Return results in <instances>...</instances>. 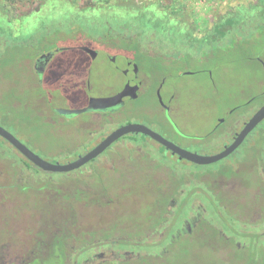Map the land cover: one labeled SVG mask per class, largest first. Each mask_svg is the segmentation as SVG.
Instances as JSON below:
<instances>
[{
	"label": "rangeland",
	"instance_id": "1",
	"mask_svg": "<svg viewBox=\"0 0 264 264\" xmlns=\"http://www.w3.org/2000/svg\"><path fill=\"white\" fill-rule=\"evenodd\" d=\"M257 4L256 0H0V51L4 49L5 44L13 41V36L25 44H39L41 49H48L58 43L70 46L72 42H85L90 39L107 44L116 41V38L123 34L134 40L138 38L146 50L158 59L167 63L180 62L174 70L175 73L170 71V74L173 72L174 75L162 83L161 95L166 105L171 108L169 115L163 112L156 100V90L160 87L161 80L159 77L154 78H159V83L151 84L154 80L150 77L151 80L141 89L143 92L151 87L146 96L140 97L136 102L127 100L124 106L123 102L115 106L116 109L125 107L127 111L123 116L117 115L112 120V125L103 127L105 122L98 119L93 127L101 134H106L112 128L123 124H143L183 149L211 155L221 147L205 146L199 141L220 140L221 131L215 132L216 135L213 133V137H205L213 132L219 119H226L230 124L232 120L240 118L239 115L243 112L242 109L237 111L235 108L245 105L246 108L256 109L264 105V51L254 49L248 54H243L226 44V53L221 54L219 58L210 54L207 58L200 57L197 61L193 59L191 65L183 66L185 59L181 57L192 51L186 48L188 40L201 38L220 20L233 17L240 20L252 15V12L257 10ZM42 37L46 39L42 41ZM30 62L31 59H18L12 66L13 69L0 68V126L49 163L68 164L90 150L95 142L87 141L89 137L86 131L74 132L67 123L62 125L47 120L44 114L37 113L33 106L42 112L49 108L50 101H54V104H51L59 109H67L84 107L87 102L93 100L96 102L114 99L124 91L122 75L116 66L123 69L125 60L123 57H117L115 63H111L103 54L94 60L85 50L58 53L55 57L54 73L51 78L47 76L45 79L44 88L47 93L38 87ZM23 65L26 67L22 68ZM87 83L90 84V89ZM51 116L59 117L56 114ZM87 116L82 114L80 117ZM151 116L154 117L150 118ZM171 122L175 126L178 125L179 129L182 128L183 132L173 128ZM262 123L260 125L264 128V122ZM226 126L223 124L222 129ZM135 137L142 140V134ZM76 138L80 141H76ZM146 138L150 151L145 152L151 160L171 168L179 176L185 174L183 182L186 184L182 187L185 193L190 191V186L197 187L201 182L214 181L219 184L228 180L221 175L196 176L219 168L226 160L205 166L180 160L172 154L164 160L156 155V142ZM12 149L15 148L0 137V159L6 161L9 157L8 164L2 162L1 166L13 163L12 159L19 162ZM163 152L165 154L166 150L163 149ZM239 156L242 159L254 157L253 151L246 146L240 149ZM228 160L231 162L232 157ZM94 163L95 161H92L81 169L68 173L37 171L40 175H33L30 180L34 182L42 176L55 184H61V187L67 189V195L72 196L78 188L83 187L85 192L91 189L92 177L86 169L91 168ZM153 164L149 166L148 177L151 173L160 172V178L157 180L160 184L158 190H144L137 185L138 187L130 191L119 190L118 193H123L121 196L113 199L109 197L112 205H117L115 208L122 205V215L136 213L143 200H151L171 192V183L175 181V177L168 169L155 168ZM136 170L133 169L131 177H125L120 183L140 181L142 172ZM82 171L84 175L80 174ZM115 175L117 174H106L112 193L118 190ZM52 195L51 204L68 203V198L60 191H55ZM183 196L198 199L201 203L193 213V221L199 226L198 233L204 234V231H208L216 235V238L222 236L233 239L242 246L252 244L251 238L245 240L241 235L242 232L250 231L249 228L224 211L219 214L218 203L209 202L208 192L199 190L197 194ZM5 197L15 199L13 192L5 194ZM79 203L80 206L75 208V215L85 207L84 201ZM146 212L142 210L138 214ZM34 214L33 212L32 215ZM69 223L72 226V223ZM205 224L210 228H206ZM68 225L64 228L67 229ZM177 241L179 250L169 258L172 264H238V261L244 258V250L224 254L223 251L206 245L202 236L194 240L182 238Z\"/></svg>",
	"mask_w": 264,
	"mask_h": 264
},
{
	"label": "flooded vegetation",
	"instance_id": "2",
	"mask_svg": "<svg viewBox=\"0 0 264 264\" xmlns=\"http://www.w3.org/2000/svg\"><path fill=\"white\" fill-rule=\"evenodd\" d=\"M72 50H85L94 60L103 54L104 58L111 63H115L117 57H123L125 67L119 69V66H116L122 75L124 86L122 88L125 90L127 87L137 86L135 96H132V93L123 98V106L127 100H137L149 93L150 86L143 92L141 89L151 80L152 75L142 71L133 57L128 53H110L107 44L99 45L91 42L87 44L84 40L72 42L70 46L58 43L48 49L40 48L38 54L34 55L30 62L31 67L34 69L37 85L44 93H47L44 88L45 79L47 76L51 78V74L54 73L56 55ZM174 73L164 76L162 72L158 73L161 80L159 85L161 86ZM152 80L154 82L151 84H155V79ZM87 85L90 89V84L87 83ZM159 88L158 86L156 90V100L163 112L169 115L171 110L169 105L167 106L164 100L163 104L159 101L157 94ZM51 103L54 104V101H50L46 111L41 112L36 106L33 108L37 113L44 114L45 118L51 122L62 125L67 123L74 132L86 131L89 137L87 141L95 142L91 149L116 128L122 126L114 127L106 134H101L93 127L95 122L102 119L105 122H102L104 127L111 124L117 115L122 114L123 116L127 111L125 107L114 108L119 104L101 110L99 105L89 101L84 107H70L60 113L58 112L59 108ZM95 106L98 108L94 109ZM260 107L250 109L244 105L235 108L237 111L242 109L240 118L232 120L230 124L226 119H219L211 132L212 135L209 133L208 136H205L206 138L213 137L215 132L221 131L220 140L199 142L205 146L221 147L219 151L211 155L222 152L234 142L236 136ZM51 114H56L59 117L54 118ZM82 114L88 116L80 117ZM67 115L71 117L66 118ZM168 118L170 119L169 116ZM262 122L260 124H263ZM172 124L173 128H176L180 133L183 132L182 128H178V125L175 126L171 122ZM223 124L227 125L224 129H222ZM260 124L246 136L243 143L233 153L218 161L226 160L219 168L196 175H205V177L221 175L228 179L226 182L223 181L219 184L214 181L201 182L197 187L194 183L187 193L182 188L183 184H186L183 182L185 174L179 176L176 171L156 160H151L150 156L146 154L145 151H150V149L147 148L149 141L146 138L148 136L145 135H142L141 141L135 137L138 134H130L113 143L100 155L101 157L93 160L95 163L91 168L86 169L92 177L91 189L85 192L83 187L78 188L72 196L67 195V189L61 187V184H55L42 176L38 177L37 181L36 179L34 182L30 180L33 175H40L46 171L34 165L14 147L16 150L12 149V153L19 159V162L11 158L13 163L6 166L0 165V264H172L169 262V258L176 250H179L177 240L182 238L194 240L198 236H202L210 248L223 251L224 254H233L234 250H244V258L239 260L238 264H264V128ZM91 127L93 129H90ZM76 141H80V139L76 138ZM156 144L157 149L155 147L154 149L160 158L166 160L171 154L179 158L178 155L166 150L163 145L158 142ZM113 146L116 147L113 148ZM244 146L253 151L252 159L240 158L239 152ZM110 148L113 149L110 150ZM163 149L166 150L165 154ZM230 157H232L231 162L228 160ZM8 158L6 161L0 159V164L7 163ZM152 163L155 168L168 169L173 174L171 175L176 178L171 183V192L163 193L151 200H143L136 213L122 215L120 209L122 205L120 208H115L117 205L113 206L109 197L113 199L121 196L123 193H118L119 190L130 191L137 185L144 190H158L160 184L157 180L160 178V172L151 173L148 177L149 166ZM133 169H137L136 172H142L140 181L121 184L122 179L131 177ZM84 171L80 174L84 175ZM111 173L117 174L115 177L118 190L114 193L110 191L106 178V174ZM154 175L155 180H153ZM199 190L208 192L209 202L218 203L219 214L224 211V213L236 217L242 225L249 228L250 231L242 232L241 235L245 240L251 238V245L242 246L233 239L230 240L222 236L216 238V235L214 236L208 231H204V234L198 233L199 226L193 221V213L201 206V203L198 199L185 198L183 195L197 194ZM55 191L63 193L68 198V203L51 204L52 193ZM9 192H13L15 199L5 197V194H9ZM237 195L239 196L237 197ZM80 201H84L85 207L78 215H75V208L80 206ZM142 210L147 212L138 214ZM33 212L34 215H32ZM216 215H218L217 212ZM69 222L72 223V226ZM66 224H69L67 229L64 228ZM205 227L207 228L208 224H205Z\"/></svg>",
	"mask_w": 264,
	"mask_h": 264
},
{
	"label": "trees",
	"instance_id": "3",
	"mask_svg": "<svg viewBox=\"0 0 264 264\" xmlns=\"http://www.w3.org/2000/svg\"><path fill=\"white\" fill-rule=\"evenodd\" d=\"M256 1L258 2L256 5L257 10L255 13L252 12V15H247L240 20L235 17L220 20L201 38H193L190 39L191 41L186 40L188 42L186 48H190L192 51L186 52L185 55L181 57L185 59L184 63H182L183 66L186 64L191 65L193 59L197 61L200 57L207 58L210 54L219 58L221 54L226 53L224 52L226 44L231 46L232 49L241 51L243 54H248L254 49L264 51V0ZM57 33L58 32H56V34ZM32 39H34V37ZM41 39L43 41L46 38L42 37ZM85 42L87 44L91 42L102 45L100 41H96V39L85 40ZM107 46L109 51L128 53L129 56L133 57L134 60L138 62L140 69L148 75H152V78L159 77L158 73L160 72L163 73V76L165 74H170V71L177 69L179 66L178 64H180L179 61L167 63L158 59L153 53L151 54L146 50V47L141 44L140 39L137 38L134 40L125 34L120 36V38H116V41L107 43ZM3 48L4 49L0 51V68L9 70L16 64L18 59H32L34 55L38 54L40 45L25 44L19 41V38L13 36V41H10V44H5ZM175 48H177V46ZM24 67L26 66L23 65L22 68ZM11 69H13V67ZM155 81V85H157V83H159V78L157 80L155 79ZM138 100L139 99H133L131 102H136Z\"/></svg>",
	"mask_w": 264,
	"mask_h": 264
},
{
	"label": "water",
	"instance_id": "4",
	"mask_svg": "<svg viewBox=\"0 0 264 264\" xmlns=\"http://www.w3.org/2000/svg\"><path fill=\"white\" fill-rule=\"evenodd\" d=\"M135 87H127L123 93L114 97V99L110 98L106 101L98 100L96 105H99V109L104 110L110 108V106L117 105L122 102L123 98L126 96L136 95ZM161 88L160 86L157 94L159 97V101L163 104V99L161 95ZM98 106H95L94 109H97ZM65 109H58V112L62 113L65 112ZM262 121H264V105H262L256 113L251 117V119L245 124L242 131L236 136L234 142L227 146L222 152L207 156V155H200L198 153H194L188 151L186 149L181 148L180 146L176 145L172 141L168 140L161 134L151 130L149 127L143 124H136V123H128L116 128L113 132H111L104 140H102L97 146L93 149L88 151L85 155L80 156L76 160L68 163V164H53L49 163L33 151H31L25 144H23L17 137H15L12 133L6 130L4 127L0 126V137L4 140L9 142L13 147H15L23 156H25L30 162H32L37 167L41 168L46 172L52 173H68L75 170H78L91 161L98 158L102 155L113 143L118 141L121 137L130 135V134H142L145 136L150 137L152 140L158 142L159 144L163 145L166 150L171 151L173 154L179 156L180 159L187 160L197 165H209L216 163L226 157H228L231 153H233L245 140L246 136L251 133Z\"/></svg>",
	"mask_w": 264,
	"mask_h": 264
},
{
	"label": "built area",
	"instance_id": "5",
	"mask_svg": "<svg viewBox=\"0 0 264 264\" xmlns=\"http://www.w3.org/2000/svg\"><path fill=\"white\" fill-rule=\"evenodd\" d=\"M202 2H214L216 0H201Z\"/></svg>",
	"mask_w": 264,
	"mask_h": 264
}]
</instances>
